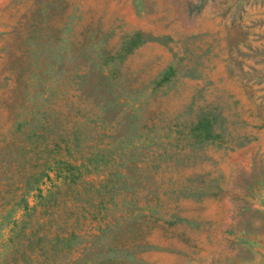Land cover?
Returning <instances> with one entry per match:
<instances>
[{
	"label": "rangeland",
	"instance_id": "1",
	"mask_svg": "<svg viewBox=\"0 0 264 264\" xmlns=\"http://www.w3.org/2000/svg\"><path fill=\"white\" fill-rule=\"evenodd\" d=\"M98 93L131 145L122 186L86 175L46 212L31 190L39 233L64 241L15 263L264 264V0H0L1 239L23 216L25 128Z\"/></svg>",
	"mask_w": 264,
	"mask_h": 264
},
{
	"label": "trees",
	"instance_id": "2",
	"mask_svg": "<svg viewBox=\"0 0 264 264\" xmlns=\"http://www.w3.org/2000/svg\"><path fill=\"white\" fill-rule=\"evenodd\" d=\"M51 93L48 90L43 100L53 102V99L48 98ZM104 97V94L99 93L86 96L81 118H75L70 123H65L49 104V110L48 107L42 109L40 117L34 118L27 130L25 128L19 149L24 155L22 161H25L29 168L21 177V186L17 187L19 191L14 192L13 197L14 205L23 209V216L8 219V233L5 238H0V264H16L18 259L26 263L32 255L41 254L47 242H50L48 248L54 249L57 242L64 241L57 233L52 238L48 237L46 231L39 233L41 222L30 218L35 209L34 204H30L27 199L31 190H35L36 202L41 204L46 212L47 208L55 206L65 198H79L81 193L77 185L89 174H98L100 177L95 180L94 185L89 181L82 182L80 185L84 191L93 189L104 194L105 191L121 188L122 170L127 161V150H130L131 145L119 141L122 128L118 130L117 126L110 127L107 123V101ZM94 120L99 121L98 125L91 124ZM208 122V116L198 117L194 125L195 136L206 135ZM16 129H20L19 125H16ZM147 134L148 131L143 137L148 138ZM94 136L98 138L95 139ZM16 162L20 163L18 160ZM50 176L59 181L42 191L39 186L41 181ZM71 237H67L65 243Z\"/></svg>",
	"mask_w": 264,
	"mask_h": 264
}]
</instances>
